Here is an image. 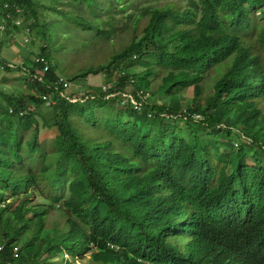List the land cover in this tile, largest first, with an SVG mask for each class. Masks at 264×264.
I'll return each instance as SVG.
<instances>
[{
  "label": "trees",
  "instance_id": "16d2710c",
  "mask_svg": "<svg viewBox=\"0 0 264 264\" xmlns=\"http://www.w3.org/2000/svg\"><path fill=\"white\" fill-rule=\"evenodd\" d=\"M156 2L73 0L63 42L128 40L68 74V44L32 23L45 7L0 0L4 34L50 66L17 65L25 90L1 96L0 264H264V0ZM60 72L104 73L116 96L71 103ZM139 92L153 100L136 113L120 95Z\"/></svg>",
  "mask_w": 264,
  "mask_h": 264
},
{
  "label": "rangeland",
  "instance_id": "374dc122",
  "mask_svg": "<svg viewBox=\"0 0 264 264\" xmlns=\"http://www.w3.org/2000/svg\"><path fill=\"white\" fill-rule=\"evenodd\" d=\"M35 1L40 7L43 6L45 9L41 10V16L39 17V22H33L32 23H40L43 25H46L48 29L59 36V43L63 42L64 36H62L63 32L66 30V20L65 18L60 14V12L65 13H79L82 12L83 6L73 4V0H33ZM140 6H147L151 5L155 2V0H137ZM168 2L173 3H181L185 4L187 0H157L155 4H157L158 7L162 6L163 4H166ZM19 18L22 21V18L19 16ZM1 23V21H0ZM22 26L21 25L19 27ZM0 41H3V46L1 49V56L5 60H9L12 63L15 64V69H17V73H14L12 75H9V73H6L5 71L0 70V104H3L2 97L3 95H11L14 94L15 88L16 90H25V87L21 84V82L18 80V76L22 75V71L18 70L17 65H21V63H29L33 61V58L36 57V49L32 46H29L28 43L24 42V39L26 36L21 34L16 35H8L0 33ZM124 40H128L127 35L125 34H117L115 37H113V44L109 45L106 42H99L94 44H88L85 47L83 46L84 42L88 41V36H78L77 38L74 36H71L69 40H65L63 44L69 46L70 53L72 55V59H77L75 62L69 65L70 62H66V64L69 66V69L71 70L72 74L74 73L75 69L77 67L83 66L88 67L89 64L94 61L91 57H97L105 59L107 56H109L110 53H112L113 50L118 52L119 45H115L116 42H122ZM62 57H65V55H61ZM104 62V61H103ZM28 64V65H29ZM137 67H133L132 69H129V71L136 70ZM143 69V68H139ZM62 76L66 77L71 82V87L69 90L65 91V94L67 96L79 95V94H90L91 96L98 95L100 93L101 87L105 85V75L104 73H90L86 77H78L74 78L72 75H65L64 73L60 72ZM7 75V76H6ZM72 79V80H71ZM185 100L188 102V105L191 104V101L193 99L194 93L193 90H190L183 94ZM206 96H209L208 94ZM157 99L160 100H166L167 97L160 96ZM207 100V97H205ZM151 100H153V97H151ZM154 103H156V99L154 98ZM168 102V101H166ZM165 102V103H166ZM4 105V104H3ZM35 108V107H33ZM32 108V110H33ZM39 113L41 112L44 114L48 120L50 121V124L53 123V112L51 109H38ZM48 131L41 128L39 136L41 141H46L51 137L52 139L56 136L54 131H51L49 135H47ZM86 137L88 138L89 135L87 134ZM92 138L93 142H98V144H101L105 142L107 139L103 136H93ZM236 142H238L236 140ZM117 148L114 147V151ZM58 156L51 157L52 159H56Z\"/></svg>",
  "mask_w": 264,
  "mask_h": 264
},
{
  "label": "built area",
  "instance_id": "2783aa9c",
  "mask_svg": "<svg viewBox=\"0 0 264 264\" xmlns=\"http://www.w3.org/2000/svg\"><path fill=\"white\" fill-rule=\"evenodd\" d=\"M21 19L18 17L16 18V20L14 21L16 26H20L21 25ZM6 30L5 25H0V31L4 32ZM24 42H27V39H24ZM33 61H35V64L39 65L40 68H37V71L35 73V78L42 80V77L46 74V72L49 71V63L48 61H46L45 59L41 58V57H36L35 59H33ZM11 67V68H15V66H13L12 64H0V69L2 71L5 70V67ZM44 78V77H43ZM53 90L55 92H58L61 94V97L67 99L68 101H70L71 103H84L87 100H93L94 96L88 95V94H79V95H74L72 94L71 96H67L65 94V91L69 90V88L71 87V82L70 80H68L66 77L64 76H60L58 77L55 82L52 85ZM111 88V85H104L101 87V94H107L109 92ZM116 95L113 94H107L104 98L106 100L112 99L114 98ZM122 98V103L123 104H127L129 105V109H132L134 112L136 113H141L143 112V108L144 105L147 104L148 100L151 99L152 95L151 94H145L144 92H139L138 97L135 98L132 94L126 93V94H122L120 95ZM43 101L47 103L48 106H54L56 102L52 101L49 102L50 100L47 97H43ZM11 113L13 112L12 110L10 111ZM23 114H20V116H22ZM195 119H199L198 116H195ZM3 250V247L0 246V252ZM14 253H15V257L17 258L19 255V248L15 247L14 249ZM26 264V263H23Z\"/></svg>",
  "mask_w": 264,
  "mask_h": 264
},
{
  "label": "crops",
  "instance_id": "0c3cea01",
  "mask_svg": "<svg viewBox=\"0 0 264 264\" xmlns=\"http://www.w3.org/2000/svg\"><path fill=\"white\" fill-rule=\"evenodd\" d=\"M0 33L3 34L4 32H1V31H0ZM0 70H1V69H0ZM1 71H2V70H1ZM12 74H14V73H9V75H12ZM6 76H7V75H6Z\"/></svg>",
  "mask_w": 264,
  "mask_h": 264
}]
</instances>
